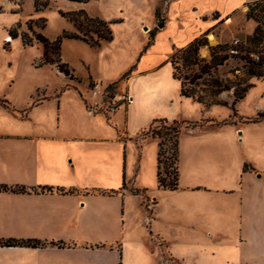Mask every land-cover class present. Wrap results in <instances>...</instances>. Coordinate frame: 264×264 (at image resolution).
I'll return each mask as SVG.
<instances>
[{
  "label": "crops",
  "instance_id": "obj_1",
  "mask_svg": "<svg viewBox=\"0 0 264 264\" xmlns=\"http://www.w3.org/2000/svg\"><path fill=\"white\" fill-rule=\"evenodd\" d=\"M249 1L164 0L162 25L154 10L145 26L146 35L155 28L152 41L126 80L131 101L107 120L82 100L87 83L62 89V80L15 83L5 75L0 99L10 109L0 104V185L26 191L0 190V237L45 244L0 246L11 253L0 264H264V119L211 121L229 113L181 96L175 79L154 83L149 59L160 36L172 47L203 32L208 40L222 17ZM14 39L8 49L1 39L0 50L19 43L35 51L32 69L54 72V65L31 64L41 56L38 43ZM157 117L210 119L180 132L175 189L158 185L157 138H137Z\"/></svg>",
  "mask_w": 264,
  "mask_h": 264
},
{
  "label": "rangeland",
  "instance_id": "obj_2",
  "mask_svg": "<svg viewBox=\"0 0 264 264\" xmlns=\"http://www.w3.org/2000/svg\"><path fill=\"white\" fill-rule=\"evenodd\" d=\"M88 0L84 3H78L68 0H0V40L8 34V28L17 23L20 27L18 31H24L28 35L31 32L27 29L25 22L30 19L41 24L44 20L42 28L33 26L35 31H40L44 36L49 39L55 38L61 34L63 30L74 31L73 24L64 16L60 14V11H72L83 8L88 15L97 16L110 22V29L112 32V39L110 41H101L100 47L89 46L85 42L77 39L62 38L60 44L61 58L65 61L72 70H76L81 73L84 79H80V82L76 80H69L63 78V75H56V68L52 67L54 72L48 67H40L32 69L29 62L34 58L35 52L31 48L22 47L19 43H14L11 49L7 52L0 50V83H7L5 81V75L7 73L12 74L15 79V83H67L62 85V89L69 87L70 83H87L80 91L82 100L86 107L91 105L92 96L89 93L88 88L93 81L92 78H86L88 75L95 78L101 76L102 87H108V85L115 83L116 92H121L126 89V83H128L127 77L119 79L120 76L132 67V62L144 54L147 41L150 37L146 24H151L154 21V10L158 9L157 23L161 22L163 17V10L160 5H164V0ZM159 6H158V5ZM246 7L238 8L233 14L224 19L222 17L221 22L209 32V39L207 43L201 45L199 48V55L202 57L210 58V46L217 43H228L234 45L235 48H239L240 44H244L245 36L251 33L255 22L251 19H246L245 11ZM167 17L170 18L168 11ZM162 25V23L160 24ZM154 35V34H153ZM21 42L20 38L17 37ZM153 38V36H152ZM151 38V41H152ZM15 39H13L14 41ZM236 40L234 43L233 41ZM9 40L2 41L4 49L10 47ZM144 43V46H142ZM154 47V53L149 58L154 61V83H176L171 76L169 68L168 58L174 49L168 39L164 36H160ZM37 47L41 45L34 44ZM142 46V48H141ZM38 51V50H37ZM257 51V50H255ZM254 51V52H255ZM228 54L231 52L227 49ZM10 59L13 65L7 70L4 66V60ZM138 59V60H139ZM39 58H35L31 64H35ZM15 63V66H14ZM241 62L234 57H228L224 62L218 66L217 72L222 76H231L228 72L230 69L238 66ZM43 68V69H42ZM133 70V69H132ZM236 72V71H235ZM78 77V76H76ZM79 78V77H78ZM100 79V78H99ZM251 82L253 86L246 92L245 96L239 100L236 104L237 112L233 116L229 107L218 105L217 110L219 114L227 115L224 117L228 122H249L257 121L259 117L257 113L264 112V76L260 78H252ZM222 98L231 101V91L222 94ZM235 104V107H236ZM125 105L120 106L117 111H123ZM93 112L102 114L104 118L109 119L110 113H107L105 106H93ZM260 118V117H259ZM222 119V120H223ZM264 119V118H262ZM260 119V120H262ZM171 119H169L170 121ZM210 119H200L198 121H190L189 127L197 124H205ZM213 122H220L218 120H211ZM122 125V123H121ZM120 124L117 126L119 130L123 127ZM156 129L163 127L162 122H155ZM150 129L146 128L142 130L138 139L144 136H151ZM152 137V136H151ZM155 138V137H154ZM163 149L164 153L161 157L162 166L165 163L168 164L165 171L162 168V176L170 178L172 176V158L171 151L169 149V142L164 140ZM167 173V175H166ZM4 236V235H2ZM8 238V237H0ZM10 252H0V259L4 260L8 257Z\"/></svg>",
  "mask_w": 264,
  "mask_h": 264
},
{
  "label": "trees",
  "instance_id": "obj_3",
  "mask_svg": "<svg viewBox=\"0 0 264 264\" xmlns=\"http://www.w3.org/2000/svg\"><path fill=\"white\" fill-rule=\"evenodd\" d=\"M68 1L80 3L87 2L88 0ZM246 6L245 17L246 19L254 21L255 25L251 33L245 36L244 44H240L238 49L235 48L234 45L228 43H217L209 47L211 51L210 58L200 56V46L207 43L206 32L194 37L182 46L174 47L168 61L171 66V76L179 83V93L181 96L188 97L201 106L223 105L229 107L231 115L234 116L237 112L235 104L241 100L246 92L253 86L251 79L264 76V0L249 1L246 3ZM157 13L156 9V17ZM60 14L73 24L74 31L63 30V32L55 38L49 39L40 31H35L33 29L34 25L42 28L44 20L41 21V24L38 22L36 23V21H33L31 24L29 19L25 24L27 29L31 32L30 35L24 31L20 32L17 30V28L20 27L19 23L8 28V35L12 39L19 37L22 45L39 43L42 48L41 56L38 61L39 65H54L58 71L62 72L68 79H78L74 77L72 68L61 58L60 44L62 38L77 39L85 42L89 46H98L101 41H110L112 39L110 22L97 16L88 15L83 8L66 12L60 11ZM158 24H161L160 21ZM154 29L150 31L147 44L151 42ZM227 49H234L236 52L228 54ZM228 57H234L241 63L228 71L231 73V76H222L217 72L218 66ZM132 68L133 66L126 70L119 79L128 76ZM113 84L108 86H112ZM230 91L232 99L228 102L222 98V94ZM0 104L10 109V105L6 100L0 99ZM257 115L260 117H258L257 120L264 118V112H258ZM155 122H162V129H156V126H154ZM189 123L190 121L182 119L174 118L169 121L166 117H157L154 118L148 126V128H151L150 135L158 140L157 182L162 188H177L178 137L183 129L189 128ZM218 123L226 124L229 122L223 119ZM190 127H193V123ZM164 140L168 141L170 144L169 149L172 158V176L170 178L162 176V168L163 171H165L168 166L165 162L162 166L161 157L164 153ZM0 190H10L13 192L26 191L23 186L9 187L5 184L0 185ZM51 190L52 187L50 186L39 187V191ZM51 243L59 246L61 245V243ZM44 244V241L35 238H0V246L35 247Z\"/></svg>",
  "mask_w": 264,
  "mask_h": 264
},
{
  "label": "built area",
  "instance_id": "obj_4",
  "mask_svg": "<svg viewBox=\"0 0 264 264\" xmlns=\"http://www.w3.org/2000/svg\"><path fill=\"white\" fill-rule=\"evenodd\" d=\"M234 43L236 40L233 41ZM230 52H236L234 49H229ZM92 96L91 105L87 106L90 112H93V106H105L107 113H114L122 105H127L131 101L130 94L125 89L121 92H116V84L112 86L102 87L98 81H93L88 88Z\"/></svg>",
  "mask_w": 264,
  "mask_h": 264
},
{
  "label": "bare ground",
  "instance_id": "obj_5",
  "mask_svg": "<svg viewBox=\"0 0 264 264\" xmlns=\"http://www.w3.org/2000/svg\"><path fill=\"white\" fill-rule=\"evenodd\" d=\"M3 39L13 41V39L8 34H6Z\"/></svg>",
  "mask_w": 264,
  "mask_h": 264
}]
</instances>
